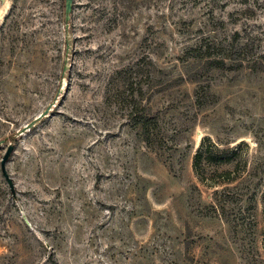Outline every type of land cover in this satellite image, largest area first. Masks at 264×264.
<instances>
[{
  "label": "rangeland",
  "instance_id": "rangeland-1",
  "mask_svg": "<svg viewBox=\"0 0 264 264\" xmlns=\"http://www.w3.org/2000/svg\"><path fill=\"white\" fill-rule=\"evenodd\" d=\"M5 1L0 264H264V0Z\"/></svg>",
  "mask_w": 264,
  "mask_h": 264
},
{
  "label": "trees",
  "instance_id": "trees-1",
  "mask_svg": "<svg viewBox=\"0 0 264 264\" xmlns=\"http://www.w3.org/2000/svg\"><path fill=\"white\" fill-rule=\"evenodd\" d=\"M210 48H214V46H207L205 51H209ZM218 50V48L216 49ZM209 56V57H208ZM205 57L208 59V63L211 66L219 67L223 65V59H217L215 57L206 54ZM139 119V124L141 125L143 135L146 139H149L151 135V122L154 120L147 113L141 116ZM238 150L237 148L230 149H222L212 143L209 139H204L198 149L195 151L192 159V169L198 180L205 181L207 179V167L215 166L221 167L223 165H229L235 162L238 158ZM217 171V170H216ZM218 174H223L227 177V179H231V170L223 169Z\"/></svg>",
  "mask_w": 264,
  "mask_h": 264
},
{
  "label": "water",
  "instance_id": "water-1",
  "mask_svg": "<svg viewBox=\"0 0 264 264\" xmlns=\"http://www.w3.org/2000/svg\"><path fill=\"white\" fill-rule=\"evenodd\" d=\"M74 0H64V20L67 24L70 18V14L72 12V6H73ZM51 104H49L40 114H38L33 120L25 124L20 130L19 133H23L26 130L30 129L33 125H35L38 121L41 120V118L45 117L48 112L51 109ZM13 151L12 146H8L2 160H1V166L4 167L5 162L8 160V157L10 156L11 152Z\"/></svg>",
  "mask_w": 264,
  "mask_h": 264
},
{
  "label": "crops",
  "instance_id": "crops-1",
  "mask_svg": "<svg viewBox=\"0 0 264 264\" xmlns=\"http://www.w3.org/2000/svg\"><path fill=\"white\" fill-rule=\"evenodd\" d=\"M9 8L8 1L0 3V23L4 20L7 9Z\"/></svg>",
  "mask_w": 264,
  "mask_h": 264
}]
</instances>
